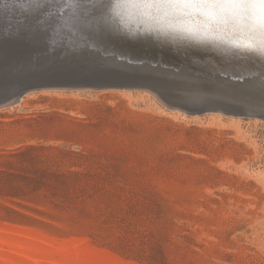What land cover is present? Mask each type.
Wrapping results in <instances>:
<instances>
[{"label":"rangeland","instance_id":"rangeland-1","mask_svg":"<svg viewBox=\"0 0 264 264\" xmlns=\"http://www.w3.org/2000/svg\"><path fill=\"white\" fill-rule=\"evenodd\" d=\"M59 89L0 108V264H264V119Z\"/></svg>","mask_w":264,"mask_h":264},{"label":"water","instance_id":"water-1","mask_svg":"<svg viewBox=\"0 0 264 264\" xmlns=\"http://www.w3.org/2000/svg\"><path fill=\"white\" fill-rule=\"evenodd\" d=\"M76 1L0 0V45L8 44L0 57V107L33 90L144 89L192 115L264 119V63L227 58L214 66L194 56L198 51L188 56L163 51L150 37L128 40L113 0Z\"/></svg>","mask_w":264,"mask_h":264},{"label":"bare ground","instance_id":"bare-ground-1","mask_svg":"<svg viewBox=\"0 0 264 264\" xmlns=\"http://www.w3.org/2000/svg\"><path fill=\"white\" fill-rule=\"evenodd\" d=\"M121 17L126 26L123 28L130 33L127 34L128 40L139 38L138 41H144L150 37L153 42L149 43L158 41L159 45L153 44L157 48L163 51L173 49L176 54L184 52L188 56L194 55L192 51H198L201 53L194 56H200L205 63L213 62L211 65L214 66L225 64L227 58L234 63H264V51L261 50L264 46V21L259 0H236L235 5L228 0H212L208 5L196 8L171 6L161 0H138L126 6ZM210 54L215 60L207 59ZM218 57L221 59L217 60ZM221 67L224 66L215 68L227 70ZM56 89L59 88L48 90ZM26 94L0 108L14 106Z\"/></svg>","mask_w":264,"mask_h":264},{"label":"snow or ice","instance_id":"snow-or-ice-1","mask_svg":"<svg viewBox=\"0 0 264 264\" xmlns=\"http://www.w3.org/2000/svg\"><path fill=\"white\" fill-rule=\"evenodd\" d=\"M161 2L176 7L196 8L208 5L212 2V0H161ZM228 2L232 3L233 5L236 4V0H228ZM259 5L261 8V19L264 21V0H259ZM261 50L264 51V46H262Z\"/></svg>","mask_w":264,"mask_h":264}]
</instances>
